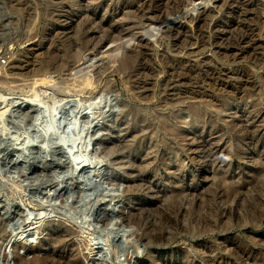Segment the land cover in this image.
<instances>
[{"label": "rangeland", "instance_id": "obj_1", "mask_svg": "<svg viewBox=\"0 0 264 264\" xmlns=\"http://www.w3.org/2000/svg\"><path fill=\"white\" fill-rule=\"evenodd\" d=\"M51 1L0 0V264H16L14 253L20 245L15 241L17 244L14 242V247H10V240H17L24 231L30 230L31 223L40 222L41 218L47 220L54 215L53 220L46 223H53L51 230L57 235L66 236L64 247L54 248V239L46 237L42 230L33 243L27 244L26 248L30 250L18 249V254L24 260L43 256L50 260L56 258L76 264H123L124 260L125 264L264 262V221H260L255 216L257 214L245 210L246 202L259 196L258 191L261 189L258 184L252 187L254 177L259 178L258 181L264 180V0ZM138 1L140 2L137 4ZM130 13L132 16H128ZM71 23L72 26L67 29L66 25ZM77 25L80 26L78 31L81 30V25H85V32H88L79 36ZM114 49L116 52H113ZM49 52L53 53L50 55ZM122 58L123 61L126 60L124 68L117 62ZM43 60L48 62L45 64ZM102 64L105 65L104 68ZM57 67H61L59 71ZM176 73L179 74L178 77ZM110 91L112 97H106L107 104L106 98H103L104 102L103 99L96 101L99 105L93 104L90 108L87 106L86 101L101 93L108 95ZM23 94L36 97L40 107V118L31 126L24 114L31 112V109L13 106L12 113L6 111L7 104L17 105V99ZM71 95L80 102L77 100L72 103L76 107L69 110L64 120L65 126L61 130L54 129L56 126L53 124L54 128L50 130L48 126L52 117L55 118L64 110H57L54 115L52 111L49 114V108L56 101ZM137 96L141 102L137 100ZM13 97L16 100H12ZM101 106H105L102 109L104 112L109 107L106 115H100L103 108ZM188 106L194 112L197 109V112H193L197 113V120L192 117L194 114ZM74 110L77 114L73 113ZM77 116L83 117L78 125ZM92 119H96L92 127L86 128L85 125ZM142 119L148 120L149 125L148 121L146 123ZM161 123H165L168 129L162 132L159 128ZM23 124H27V128ZM48 137L51 138L49 141ZM123 142L124 145L126 143L125 146ZM27 146L28 149L34 147L49 152L43 154L38 151L39 154H34L38 162L34 172L25 170L27 162L33 163V152L29 153ZM111 148L114 152H121L114 155ZM108 151L109 158L106 157ZM193 156L197 157L195 161ZM82 166H87V170L79 173L76 169ZM87 176L96 179L91 181L86 179ZM25 177L30 179L29 183ZM228 187L243 189L238 191L234 202L222 200L223 192ZM175 192L178 195L175 196ZM173 196L177 203L182 202L177 205L179 211L168 208V199L170 201ZM118 199L119 208L113 204ZM100 200L104 202L102 205L109 202L114 205L108 209L113 214L115 223L113 235L109 239L118 236V241L123 244V252L114 246L115 242L111 248L106 246L107 235L100 231L101 222L97 221L92 212L90 214L87 211L88 206ZM106 207L104 205L101 208L106 211ZM199 207L203 212L215 210L218 216L223 213L222 210L232 209V214L241 219L242 225L245 221L248 222L243 227L233 225L228 231L209 230L205 235L192 236L185 230L186 214ZM225 213L219 218L225 222L235 221L234 217L228 220L229 216ZM168 216L173 227L165 219ZM121 220L132 221L133 224L121 228ZM119 227L120 230L115 231ZM157 227L163 238H155L152 234L154 231L155 235H159ZM195 227H199L195 228L199 231L206 228L202 224ZM85 228L90 237L81 232ZM10 232L15 234L10 236ZM71 233L73 235L67 237ZM90 241L92 244L88 243ZM90 249L95 251L93 255ZM236 249H241L240 254L237 258L231 257L230 254ZM6 256L9 259H5Z\"/></svg>", "mask_w": 264, "mask_h": 264}, {"label": "bare ground", "instance_id": "obj_2", "mask_svg": "<svg viewBox=\"0 0 264 264\" xmlns=\"http://www.w3.org/2000/svg\"><path fill=\"white\" fill-rule=\"evenodd\" d=\"M41 1V0H40ZM48 1H51V0H48ZM60 1H62V2H69V0H59L58 2H60ZM78 1V0H77ZM92 1V0H91ZM106 1V0H105ZM121 1V0H120ZM137 1V0H136ZM135 1V2H136ZM44 2H45V0H44ZM52 2V1H51ZM54 2V1H53ZM56 2V1H55ZM94 2V1H93ZM95 2H96V0H95ZM140 1H138L137 2V4L139 3ZM147 2V1H146ZM29 3V2H28ZM100 3H101V1H100ZM50 4V3H49ZM52 4V3H51ZM55 4V3H54ZM59 4V3H58ZM77 4V3H76ZM131 4V3H130ZM129 4V5H130ZM41 5V4H40ZM53 5V4H52ZM57 5V4H56ZM60 5V4H59ZM74 5V4H73ZM134 5H136V4H134ZM146 5H148V4H146ZM145 5V6H146ZM20 6V5H19ZM37 6V5H36ZM46 6V5H45ZM101 6H102V3H101ZM137 6H139V5H137ZM15 7V6H14ZM60 7H61V5H60ZM76 7V6H75ZM78 7V6H77ZM114 7V6H113ZM140 7H141V3H140ZM16 8V7H15ZM49 8V7H48ZM53 8V7H52ZM54 8H56L55 6H54ZM53 8V9H54ZM79 8V7H78ZM78 8H77V10H78ZM116 8V7H115ZM129 8V7H128ZM132 8V7H131ZM138 8V7H137ZM147 8V7H146ZM179 8V7H178ZM17 9H19V8H17ZM23 9H24V7H23ZM62 9V8H61ZM46 10V9H45ZM48 10V9H47ZM54 10H56V9H54ZM57 10H58V7H57ZM72 10V9H71ZM116 10V9H115ZM135 10V9H134ZM133 10V11H134ZM178 10V9H177ZM179 10H181L180 8H179ZM183 10H184V7H183ZM189 10V9H188ZM60 11V10H59ZM133 11H131V12H133ZM143 12H144V10H142ZM175 11V13L177 12L176 10H174ZM71 12V11H70ZM117 12V11H116ZM116 12H115V14H116ZM135 12V11H134ZM133 12V13H134ZM140 12V11H139ZM138 12V13H139ZM50 13H51V11H50ZM53 13H54V11H53ZM58 13H60V12H58ZM57 13V14H58ZM122 13H123V11H122ZM126 13V12H125ZM141 13V12H140ZM139 13V14H140ZM171 13V12H170ZM170 13H169V15H170ZM180 13V12H179ZM185 13H186V11H185ZM190 14H191V12H189ZM46 14H47V11H46V13H45V16H46ZM48 14H49V12H48ZM55 14V13H54ZM62 13H60V15H61ZM178 14V13H177ZM181 14V13H180ZM49 15H51V14H49ZM112 15V14H111ZM127 15V14H126ZM175 15V14H174ZM54 16V15H53ZM65 16V15H64ZM128 16H132L131 15V13L130 14H128ZM58 17V16H57ZM60 17V16H59ZM137 17V16H136ZM142 17H143V15H142ZM170 17H171V15H170ZM173 17V16H172ZM176 17V16H175ZM185 17H187V16H185ZM53 18V17H52ZM129 18V17H128ZM135 18V17H134ZM184 18V17H183ZM54 19V18H53ZM107 19V18H106ZM130 19V18H129ZM131 19H133V18H131ZM138 19V18H137ZM55 20V19H54ZM58 20V19H57ZM176 20V19H175ZM45 21H46V19H45ZM53 21V20H52ZM61 21V20H60ZM59 21V22H60ZM88 21V20H87ZM93 21V20H92ZM110 21H111V19H110ZM139 21V20H138ZM170 21H172V20H170ZM56 22H58V21H56ZM85 22V21H84ZM63 23V22H62ZM86 23V22H85ZM90 23H91V21H90ZM99 23V22H98ZM113 23V22H112ZM114 23H115V21H114ZM58 24H61V23H58ZM81 24H82V22H81ZM87 24V23H86ZM89 24V23H88ZM51 25V24H50ZM73 25H74V23H73ZM80 25V24H79ZM79 25H77V31H78V26ZM99 25H100V27H101V24L99 23ZM107 25H108V27H109V23H107ZM54 26V25H53ZM67 26V29L68 28H70L71 26H72V23L71 24H69V25H66ZM89 26V25H88ZM110 26H111V24H110ZM80 27V26H79ZM81 30H79L80 31V33H79V36H81V35H83V34H86L87 32H85V25L83 26V25H81ZM112 27V26H111ZM101 29V28H100ZM105 29V28H104ZM103 29V30H104ZM110 29V27L108 28V30ZM108 30H107V32H108ZM78 31V32H79ZM105 31V30H104ZM110 31V30H109ZM53 32V31H52ZM76 32V31H75ZM101 32H102V30H101ZM106 32V31H105ZM105 32L103 33V34H105ZM75 34V33H74ZM109 34V33H108ZM27 35V34H26ZM112 35H115V34H112ZM49 36H51V33H50V35ZM132 36V35H131ZM136 36H138V35H136ZM242 36H244V35H242ZM73 37H74V35H73ZM76 37V36H75ZM74 37V38H75ZM77 37H78V35H77ZM89 37V36H88ZM108 37V36H107ZM121 37V36H120ZM119 37V38H120ZM128 37V36H127ZM127 37H125L126 39H127ZM135 37V36H134ZM31 38V37H30ZM33 38V37H32ZM73 38V39H74ZM117 38V37H116ZM238 38V37H237ZM243 38V37H242ZM78 39V38H77ZM115 39V38H114ZM143 39V38H142ZM240 39H241V36H240ZM27 40V39H26ZM31 40V39H30ZM87 40H89V39H87ZM90 40H92V38L90 39ZM107 40V39H106ZM128 40V39H127ZM132 40V39H131ZM239 40V39H238ZM238 40H236L237 42H238ZM28 41V40H27ZM77 41V40H76ZM75 41V43H77ZM110 41V40H109ZM108 41V42H109ZM125 41V40H124ZM133 41H134V39H133ZM139 41H141V40H139ZM244 41V40H243ZM81 42V41H80ZM84 42H85V40H84ZM113 42H114V40H113ZM119 43H120V45L122 44L120 41H118ZM135 43H136V41H134ZM73 43H74V41H73ZM82 43V42H81ZM106 43V42H105ZM104 43V44H105ZM119 43H118V45H119ZM125 43V42H124ZM139 43V42H138ZM80 44V43H79ZM99 44V43H98ZM130 45H131V43H129ZM91 45H93L92 43H91ZM124 45V44H123ZM133 45V44H132ZM88 46V45H87ZM103 46V45H102ZM69 47V46H68ZM86 47V46H85ZM90 47V46H89ZM88 47V48H89ZM67 48V47H66ZM70 48V47H69ZM81 48H82V45H81ZM94 48H95V46H94ZM134 48V47H133ZM113 49V48H112ZM120 49H121V46H120ZM68 50V49H67ZM66 50V51H67ZM88 50V49H87ZM86 50V51H87ZM90 50H92L91 48H90ZM122 50V49H121ZM127 49H125V51H126ZM134 50V49H133ZM98 51V53H100L99 51L100 50H97ZM112 51V50H111ZM135 51V50H134ZM2 52V51H1ZM4 52V51H3ZM65 52V51H64ZM88 52V51H87ZM96 52V51H95ZM113 52H116L115 51V49H114V51ZM120 52V51H119ZM50 53V52H49ZM53 52H51L50 53V55L52 54ZM84 53H85V51H84ZM97 53V54H98ZM80 54H82V53H80ZM96 54V53H95ZM96 54V55H97ZM111 54H112V52H111ZM111 54H108V55H111ZM121 54V53H120ZM122 54H123V52H122ZM130 54V53H129ZM129 54H128V56H129ZM115 55V54H114ZM131 55H133V53L131 54ZM131 55H130V57L129 58H131ZM53 56V55H52ZM121 56V55H120ZM120 56H119V58H120ZM126 56H127V53H126ZM139 56V55H138ZM78 57V56H77ZM77 57H74V58H76L77 59ZM58 59H59V57H57ZM56 58V59H57ZM81 58V60L83 61V59H82V57H80ZM112 58H115V57H112ZM118 58V57H117ZM118 58V59H119ZM124 58V57H123ZM123 58H122V60L120 59V61L118 60L117 62H118V64H119V66L122 68L123 66H125V61L126 60H124L123 61ZM129 58L127 59L128 61H129ZM139 58V57H138ZM63 59V58H62ZM76 59H74V62H75V60ZM102 59V58H101ZM107 59V58H106ZM137 59V58H136ZM60 60V59H59ZM73 60V59H72ZM96 60V59H95ZM100 60V59H99ZM108 60H109V58H108ZM51 61V60H50ZM49 61V62H50ZM55 61V60H54ZM63 61H65V60H63ZM70 61H71V58H70ZM79 61H80V59H79ZM101 61V60H100ZM102 61H103V59H102ZM101 61V62H102ZM106 61V60H105ZM113 61V60H112ZM1 62V61H0ZM43 62H44V60H43ZM48 62V61H47ZM46 62V63H47ZM52 62V61H51ZM81 62V61H80ZM80 62H79V64H80ZM84 62V61H83ZM82 62V63H83ZM45 63V62H44ZM45 63V64H46ZM58 63V62H57ZM86 63V62H85ZM104 63V62H103ZM109 63V62H108ZM107 63V64H108ZM130 63H132V62H129V64ZM44 64V65H45ZM51 64V63H50ZM56 64V63H55ZM54 64V65H55ZM60 64H61V61H60ZM76 64V63H75ZM87 64V66H88V63H86ZM106 64V65H107ZM112 64V63H111ZM115 64V63H114ZM138 64V63H137ZM14 65V64H13ZM103 65V64H102ZM102 65L100 66V67H102ZM128 65V64H127ZM170 65V64H169ZM46 66V65H45ZM59 66H61V65H59ZM89 66H90V64H89ZM104 66L105 65H103V68H104ZM134 66V65H133ZM171 66V65H170ZM16 67V66H15ZM56 67V66H55ZM91 67V66H90ZM95 66H93V68H94ZM100 67H97V68H99L100 69ZM113 67V66H112ZM139 67V66H138ZM142 67V66H141ZM6 68V67H5ZM4 67H3V69H5ZM12 68V67H11ZM18 68V67H17ZM48 68H49V66H48ZM58 68V71H59V68H61V67H57ZM92 68V67H91ZM96 68V67H95ZM96 68V69H97ZM124 68V67H123ZM131 68V67H130ZM144 68V67H143ZM15 69V68H14ZM35 69V68H34ZM38 69V68H37ZM37 69H36V71H37ZM52 69V68H51ZM53 69H54V67H53ZM115 69H116V67H115ZM126 69H127V67H126ZM126 69L124 70V71H126ZM132 69V68H131ZM138 69H140V68H138ZM137 69V70H138ZM142 69V68H141ZM1 70H2V68H1ZM0 70V71H1ZM42 70V69H41ZM44 70V69H43ZM87 70V69H86ZM102 70V69H101ZM108 69H106V71H107ZM110 70V69H109ZM119 70V69H118ZM122 70V69H121ZM136 70V71H137ZM143 71L145 70V69H142ZM13 71V70H12ZM34 71V70H33ZM81 71V70H80ZM88 71V70H87ZM93 71H94V69H93ZM120 71V70H119ZM129 71V70H128ZM151 71V70H150ZM191 71H193V70H191ZM15 72V71H14ZM13 72V73H14ZM20 72V71H19ZM82 72H83V70H82ZM84 72H86V71H84ZM83 72V73H84ZM95 72V71H94ZM111 72V71H110ZM117 72V71H116ZM123 72V71H122ZM131 72V71H130ZM142 72V71H141ZM153 72H154V69H153ZM188 72V71H187ZM186 72V73H187ZM1 73V72H0ZM4 73V72H3ZM11 73V72H10ZM87 73V72H86ZM91 73V72H90ZM119 73V72H118ZM145 73V72H144ZM181 73V72H180ZM189 73H191V72H189ZM6 74H8L7 72H6ZM96 74V73H95ZM97 74H98V71H97ZM101 74V73H100ZM124 74V73H123ZM122 74V75H123ZM141 74V73H140ZM139 74V75H140ZM182 74V73H181ZM16 75V74H15ZM85 75V74H84ZM128 75V74H127ZM126 75V76H127ZM129 75H130V73H129ZM139 75L137 76V77H139ZM144 75V74H143ZM142 75V76H143ZM177 75H179V74H177L176 73V76ZM190 75V74H189ZM0 76H1V74H0ZM9 76V75H8ZM125 76V75H124ZM141 76V75H140ZM181 76V75H180ZM182 76H183V74H182ZM197 76V75H196ZM195 76V77H196ZM3 77H4V75H3ZM3 77L1 78V79H3ZM93 77V76H92ZM129 77V76H128ZM131 77V76H130ZM134 77V76H133ZM146 77H147V75H146ZM173 77V76H172ZM178 77V76H177ZM191 77V76H190ZM199 77V76H198ZM94 78V77H93ZM97 78H98V76H97ZM136 78V77H135ZM143 78V77H142ZM145 78V77H144ZM175 78V77H174ZM184 78V77H183ZM5 79H6V75H5ZM8 79V78H7ZM88 79H90L91 80V78H88ZM98 79H101V77H99ZM125 79H126V77H125ZM131 79V78H130ZM134 79V78H133ZM146 79V78H145ZM176 79H178V78H176ZM200 79V78H199ZM4 80V79H3ZM2 80V81H3ZM8 80H10V79H8ZM38 79H35V81H37ZM90 80H88V81H90ZM94 80H96V82H97V79H94ZM144 80V79H143ZM187 80V79H186ZM193 80H195L194 78H193ZM201 80V79H200ZM11 81V80H10ZM86 81H87V78H86ZM92 81H93V79H92ZM123 81H125V80H123ZM127 81H128V78H127ZM183 81V80H182ZM189 81V80H188ZM188 81H187V83H188ZM138 82V81H137ZM174 82V81H173ZM189 82H191V80L189 81ZM201 82V81H200ZM148 83V82H147ZM194 83V82H193ZM88 84V83H87ZM86 84V85H87ZM95 84V83H94ZM182 84V83H181ZM197 84V83H196ZM135 85V84H134ZM144 85H145V83H144ZM195 85V84H194ZM88 86H90V85H88ZM108 86H109V84H108ZM111 86V85H110ZM109 86V87H110ZM137 86V85H136ZM114 87V86H113ZM133 87V86H132ZM138 87V86H137ZM136 87V88H137ZM145 87H146V85H145ZM135 88V89H136ZM140 88V87H139ZM111 88H109V90H110ZM135 89H133V92H134V90ZM143 89V88H142ZM81 90H82V88H81ZM108 90V89H107ZM114 91V90H113ZM141 91V90H140ZM142 91H145V90H142ZM132 92V91H131ZM105 93V92H104ZM107 93V92H106ZM112 92L110 91L109 93H108V95L107 94H103V93H101V95H99L98 94V96H96V97H94V98H92V99H90V100H88V101H86V100H84V102H83V105L85 104V101L88 103V105L87 106H89V108L90 107H92V105L93 104H97V105H99V103H97L98 101H102V99L103 98H106V97H112L111 94ZM134 93H136V90H135V92ZM140 93V92H139ZM229 93V92H228ZM233 93V92H232ZM111 94V95H110ZM137 94V93H136ZM142 94V93H141ZM144 95H145V92L143 93ZM234 94V93H233ZM147 95V94H146ZM136 96V95H135ZM139 96V95H138ZM137 96V97H138ZM136 97V98H137ZM141 97H143V96H141ZM140 97V98H141ZM150 97V96H149ZM77 98V97H76ZM144 98V97H143ZM146 98V97H145ZM151 98V97H150ZM172 98V97H171ZM9 99V98H8ZM12 100H16L14 97L13 98H11ZM109 99V98H108ZM147 99V98H146ZM154 99V98H153ZM152 99V100H153ZM166 99V98H165ZM233 99H234V97H233ZM10 100V99H9ZM19 102H17V105H12L11 103H8L7 104V108H8V110H6L7 112H11L12 113V108H13V106H16V107H19V108H24V109H31L32 111L31 112H27V113H24L25 115H26V121H28V124L30 125H33L34 123H36V121H38L37 119H38V117L40 116V107H39V105H38V101H36V97H34V96H24V94L23 95H20V98L19 99H17ZM78 99H76V100H74L73 99V97H72V95L71 96H69V97H66L65 99H63V100H59L58 102L56 101L49 109H50V112H49V114L51 113V111L53 112V114L55 115L56 113H55V111H59V110H64V114L66 113V111H65V106L67 105V104H69V103H75L74 101H77ZM110 100V99H109ZM138 101H140L139 100V97H138V99H137ZM144 100V99H143ZM149 100V99H148ZM148 100H147V102H148ZM164 100V99H163ZM200 100V99H199ZM82 101V100H81ZM97 101V102H96ZM106 101H107V98H106ZM77 102H80L79 100L77 101ZM103 102H104V99H103ZM141 102V101H140ZM140 102H139V104H140ZM144 102V101H143ZM146 102V103H147ZM153 102V101H152ZM165 102H167V100L165 101ZM108 103V101L106 102V104ZM110 103V102H109ZM145 103V102H144ZM143 103V104H144ZM149 103V102H148ZM164 103V102H163ZM170 103V102H169ZM106 104H104V105H106ZM166 104V103H165ZM172 104V103H171ZM109 105V104H108ZM142 105V104H141ZM149 105V104H148ZM162 105V104H161ZM166 105H168V104H166ZM166 105H165V107H166ZM1 106H3V103H1ZM75 106V105H74ZM143 106V105H142ZM164 106V105H163ZM169 106V105H168ZM39 107V108H38ZM76 107V106H75ZM101 107H103V106H101ZM100 107V108H101ZM105 107V106H104ZM104 107L103 108H101V113H100V115H103V114H105V113H107V111H109V107H108V109H107V111H102V109H104ZM146 107V106H145ZM165 107H164V109H165ZM2 108V107H1ZM47 108V107H46ZM45 108V109H46ZM47 108V109H48ZM198 108V107H197ZM5 109V108H4ZM73 109H75L74 107H73ZM162 109H163V107H162ZM167 109H169V107L167 108ZM188 109L189 110H193L192 108H189V106H188ZM77 110V109H76ZM195 110V112H197L196 110L197 109H194ZM200 110V109H199ZM48 112V111H47ZM60 112V111H59ZM76 112V114H77V111H75L74 110V112L73 113H75ZM194 111H192L191 113H193ZM194 112V113H195ZM199 112V111H198ZM202 112V111H201ZM200 112V113H201ZM6 113V112H5ZM4 113V114H5ZM31 113V114H30ZM129 113V112H128ZM193 113V114H194ZM4 114H3V116H4ZM48 114V113H47ZM197 114V113H196ZM196 114H194V116H192V117H194L195 118V116H196ZM106 115V114H105ZM136 115V114H135ZM137 115H138V113H137ZM192 115V114H191ZM2 116V117H3ZM48 116V115H47ZM98 117H99V115H97ZM198 116V115H197ZM196 116V117H197ZM50 118H51V116H49ZM78 117V116H77ZM94 117V116H93ZM136 117V116H135ZM201 117V116H200ZM40 118V117H39ZM81 118H83V117H78V120H77V125H78V122H80L81 121ZM97 118V117H96ZM29 119V120H28ZM98 119V118H97ZM135 119H137V118H135ZM140 119V118H139ZM163 119V118H162ZM40 120V119H39ZM48 120H49V118H48ZM47 120V121H48ZM51 120V119H50ZM66 120V119H65ZM94 120H96V119H92V121L91 122H89L87 125H85V123H84V125H85V127L86 128H91L92 127V125H93V123H94ZM142 120H144L146 123H147V121L148 120H146V119H142ZM195 120H197L196 118H195ZM7 121H9V120H7ZM6 121V122H7ZM89 121H90V119H89ZM158 121L160 122V120L158 119ZM164 121H166V120H163V122ZM169 120H168V118H167V121L166 122H168ZM48 122H50V121H48ZM83 122V121H82ZM87 122V121H86ZM98 122V121H97ZM141 123H143L144 124V122L143 121H140ZM151 122V121H150ZM158 122V123H159ZM165 122V123H166ZM40 123V122H39ZM145 123V124H146ZM165 123H161V126L159 127L160 128V130H162V132L164 131V130H167L168 128H166L167 126H166V124ZM38 124V123H37ZM54 126H56V121H55V119L52 117V122H51V124L48 126V128H50V130H53V125ZM137 124V123H136ZM27 125V124H23V127H25V126ZM30 125V126H31ZM45 125V124H44ZM83 125V124H82ZM148 125H149V121H148ZM152 125H153V123H152ZM169 125V124H168ZM28 126V125H27ZM27 126H26V128H27ZM35 126H36V124H35ZM40 126V125H39ZM8 127V126H7ZM23 127H21V129L23 128ZM46 127H47V125H46ZM79 127V126H78ZM84 127V126H83ZM84 127V128H85ZM143 127H144V125H143ZM170 127V126H169ZM20 128V127H19ZM29 128V127H28ZM39 128V127H38ZM142 128V127H141ZM141 128H139V129H141ZM156 128H158V127H156ZM35 129V128H34ZM133 129H135V128H133ZM24 130V129H23ZM147 130V129H146ZM151 130V129H150ZM153 130V129H152ZM170 130V129H169ZM176 130V129H175ZM174 130V131H175ZM127 131V130H126ZM131 131H132V129H131ZM144 131H145V129H144ZM148 131V130H147ZM129 132V131H128ZM135 132V131H134ZM150 132H152V131H150ZM157 132V131H156ZM159 132V131H158ZM173 132V131H172ZM168 133V132H167ZM33 134V133H32ZM36 134H37V132H36ZM138 134V133H137ZM137 134L135 135V134H132V135H134V136H137ZM142 134V133H141ZM156 134H160V133H156ZM162 134V133H161ZM38 135V134H37ZM130 135V134H129ZM139 135H140V133H139ZM171 135H173L174 136V134H171ZM239 135V134H238ZM141 136V135H140ZM145 136V135H144ZM143 136V137H144ZM132 138H133V136H131ZM139 137V136H138ZM142 137V138H143ZM146 137V136H145ZM152 137V136H151ZM170 137V136H169ZM33 138V137H32ZM132 138H131V140H132ZM139 138H141V137H139ZM155 138V137H154ZM199 138V137H198ZM36 139V138H35ZM34 139V140H35ZM45 139V138H44ZM48 139V141H49V139H51L50 137H48L47 138ZM110 139V138H109ZM134 139V138H133ZM200 139V138H199ZM198 139V140H199ZM46 140V139H45ZM121 140V139H120ZM130 140V141H131ZM144 140H146V138L144 139ZM150 140V139H149ZM151 140H153V137L151 138ZM44 141V140H43ZM47 141V140H46ZM122 141V140H121ZM120 141V142H121ZM123 141H125V140H123ZM129 141V140H128ZM195 141V140H194ZM200 141V140H199ZM56 142V141H55ZM127 142V141H126ZM137 142V141H136ZM198 142V141H197ZM196 142V143H197ZM44 143H46V142H44ZM128 143V142H127ZM140 143H141V139H140ZM149 143V142H148ZM198 143H200V142H198ZM53 144V143H52ZM58 144V143H57ZM107 144V143H106ZM113 144H116V143H113ZM137 143H135V145H136ZM139 144V143H138ZM46 145V144H45ZM51 145V144H50ZM112 145V144H111ZM123 145H124V142H123ZM125 145H126V143H125ZM124 145V146H125ZM129 145V144H128ZM144 145V144H143ZM55 146H57V145H55ZM115 146V145H114ZM133 146V145H132ZM30 147H32V146H30ZM39 147V146H38ZM82 147H83V149H84V145H82ZM104 147V146H103ZM112 147V146H111ZM118 147V146H117ZM116 147V148H117ZM120 147H121V145H120ZM129 147V146H128ZM127 147V148H128ZM135 147V146H134ZM153 147H154V145H153ZM196 147V146H195ZM202 147V146H201ZM33 148V147H32ZM48 148V147H47ZM51 148V147H50ZM106 148H110V146L109 147H107L106 146ZM105 148V150H107ZM112 148H114V147H112ZM112 148H111V150H112ZM119 148V147H118ZM125 148V147H124ZM127 148H126V150H127ZM133 148V147H132ZM137 148H138V146H137ZM145 148V147H144ZM35 150L33 151V153H32V162L33 163H28L27 162V164H28V166H27V168H25V170L26 169H28L29 171H35L36 169H37V167L35 166V165H37L38 164V162H37V159H36V157H35V155L36 154H39V150H40V148L39 149H37V148H34ZM130 150H131V148H129ZM128 149V150H129ZM139 149V148H138ZM153 149V148H152ZM200 149V148H199ZM26 150H28V146H27V148H26ZM102 150H103V148H102ZM114 150H117V149H114ZM121 150V149H120ZM124 149H122V151H123ZM129 150V151H130ZM202 150V149H201ZM39 151V152H38ZM50 151H52V150H50ZM55 151V150H54ZM113 151V150H112ZM135 151H136V148H135ZM139 151V150H138ZM199 151V150H198ZM15 152V151H14ZM114 152V151H113ZM117 153H120L119 152V150H117L116 151ZM116 152H114V155H115V153ZM131 152V151H130ZM137 152V151H136ZM139 152H141V151H139ZM102 153V152H101ZM105 153V152H104ZM106 153H108V155L106 156L105 154V156L106 157H108L109 156V153H110V151H108V152H106ZM124 153V152H123ZM129 153V152H128ZM134 153V152H133ZM132 153V154H133ZM138 153V152H137ZM198 153V152H197ZM196 153V154H197ZM35 154V155H34ZM103 154V153H102ZM130 154V153H129ZM118 155V154H117ZM135 155V154H134ZM133 155V156H134ZM58 156V155H57ZM104 156V157H105ZM122 156V155H121ZM139 156V155H138ZM111 157H113V155L111 154ZM193 157H195V156H193ZM55 157H53V159H54ZM109 158V157H108ZM107 158V159H108ZM137 158V157H136ZM35 159V160H34ZM197 159V157H195V158H193V161H195ZM39 160V159H38ZM49 160V159H48ZM118 160V159H117ZM29 161V160H28ZM51 161H53V160H51ZM57 161H58V159H57ZM50 162V161H49ZM55 162H56V160H55ZM26 163V162H25ZM37 163V164H36ZM58 163V162H57ZM59 164V163H58ZM50 165H51V163H50ZM136 166H138V165H136ZM142 166V165H141ZM26 167V166H25ZM35 167V168H34ZM84 167V166H83ZM135 167V166H134ZM139 167V166H138ZM40 168V167H39ZM57 168V167H56ZM80 168V167H79ZM131 168H133V167H131ZM143 168H144V166H143ZM15 169V168H14ZM51 169V168H50ZM84 169H86V167L84 168ZM142 169V168H141ZM141 169H140V171H141ZM39 170V169H38ZM54 170V169H53ZM143 170V169H142ZM29 171H28V173H29ZM40 171V170H39ZM51 171V170H50ZM144 171V170H143ZM24 172V171H23ZM27 172V171H26ZM145 172V171H144ZM46 173V172H45ZM45 173H44V175H45ZM23 174H25V173H23ZM22 174V175H23ZM38 174H40V173H38ZM52 174V173H51ZM100 173L98 172L97 173V175H99ZM24 176V175H23ZM22 176V177H23ZM27 176V175H26ZM31 176H33V175H31ZM30 176V177H31ZM22 177H20V178H22ZM28 177H29V175H28ZM25 178H27V177H25ZM18 179V178H17ZM17 179H16V182H17ZM28 179V178H27ZM18 180H21V181H23L22 179H18ZM25 180V179H24ZM226 180V179H225ZM224 179L222 180L223 182H226ZM259 180V178H257V177H254V179H253V184H252V187H254V184L256 185V184H258V186H260L261 187V189L258 191V193H259V196H256L254 199H250L248 202H246V209L245 210H247V211H249V212H253V214L255 213V214H257V215H255V216H258V218H259V220L260 221H264V201H262V198H264V180H262V181H258ZM29 181H30V179H28V183H29ZM26 182V181H25ZM141 182V181H140ZM222 182V183H223ZM18 183V182H17ZM19 183H21V182H19ZM16 184V183H15ZM27 184V183H26ZM54 184V183H53ZM134 184V183H133ZM18 185V184H17ZM22 185V184H21ZM23 185H24V187H27L24 183H23ZM22 185V186H23ZM132 186V185H131ZM138 186V185H137ZM219 186V185H218ZM13 187H15V185L13 186ZM19 187V186H18ZM135 187V186H134ZM139 187V186H138ZM16 188V187H15ZM21 188V187H20ZM151 188V187H150ZM131 189V188H130ZM141 189H142V186H141ZM15 190V189H14ZM51 190V189H50ZM148 190H151V189H149L148 188ZM152 190H153V188H152ZM184 191V190H183ZM182 191V192H183ZM224 191V190H223ZM238 191H243V189L242 188H240V189H238V188H232V187H228V190L227 191H224L223 192V199L222 200H224V202H234V200H236V196H237V194H238ZM127 192H129V190L127 191ZM178 192V191H177ZM51 193V192H50ZM171 193V192H170ZM170 193H169V195H170ZM176 193V192H175ZM179 193V192H178ZM215 193V192H214ZM243 193V192H242ZM158 194V193H157ZM173 194V193H172ZM180 194V193H179ZM49 195H51V194H49ZM49 195H47V196H49ZM174 195V194H173ZM176 195H178L177 193L175 194V196ZM217 195V194H216ZM221 195H222V193H221ZM220 195V196H221ZM53 196H55V195H53ZM83 196V195H82ZM172 196V195H171ZM175 196H173L172 198H171V200L169 201V199H168V202L170 203V205H168V208L169 209H171L172 208V210H173V208L175 209H178V211L180 210V208H178L179 206H177L179 203H177L176 202V198H175ZM208 196V195H207ZM50 197H52V196H50ZM167 197H169V196H167ZM214 197V196H213ZM80 198H82V197H80ZM180 198V197H179ZM183 198V197H182ZM207 198V197H206ZM215 199H216V197H214ZM220 198V197H219ZM218 198V199H219ZM246 198V197H245ZM78 199H79V197H77V200L76 201H78ZM166 199V200H167ZM241 199H242V197H241ZM80 200H82V199H80ZM103 200H105L104 198H103ZM103 200L101 201H99V202H97V203H93V205L92 206H88L89 208H87V211L90 213V212H92V215H94L95 216V218L96 219H98L97 221L98 222H101V224H102V227L100 228V231L102 230V232H104V233H106L105 234V236L107 235V240H106V242H105V244H106V246H108L109 248H111V246H112V244H113V242H115V244H114V246H117V248L119 249V250H121V252H123L124 250H123V244L122 243H120L119 241H118V239H117V237L118 236H116V238L115 239H112V240H110L109 238H111V235H113V231H114V227H115V223L113 222L114 220V218H113V214H111V211H108V209H110V208H113V206L116 204L117 206H118V208L120 207V204L118 203L120 200L118 199L117 201H115V202H113V204L112 203H110L109 201V205L108 204H103L102 205V203H104L103 202ZM165 200V201H166ZM207 200V199H206ZM205 200V201H206ZM240 200V199H239ZM245 200V199H244ZM105 201H107V200H105ZM177 201H179V199H177ZM80 202V201H79ZM82 202V201H81ZM80 202V203H81ZM208 202V201H207ZM209 202H210V200H209ZM241 202V201H240ZM79 203V204H80ZM169 203H167V204H169ZM182 203V202H181ZM180 203V204H181ZM211 203V202H210ZM239 203V202H238ZM237 203V204H238ZM243 203V202H242ZM198 204V203H197ZM202 204V203H201ZM244 204V203H243ZM104 205H107V207H106V211L105 210H102V208L101 207H103ZM203 205V204H202ZM237 206H239V205H237ZM244 206V205H243ZM212 207H214V206H212ZM202 208H204V206L202 207ZM206 208V207H205ZM195 209V208H194ZM193 209V211H190V212H188L186 215V218H187V221H185L186 223H187V226H186V228H185V230H186V233L187 234H190V235H192V236H202L205 232H207V231H209L210 230V232H211V230H220V231H228L233 225H235V226H241V227H243L244 225H246L247 224V222L248 221H245V223H244V221H243V225H242V221H241V219L240 218H238V217H235V215H233L232 214V209H228L227 211H225V209L224 210H222V212L223 213H227V215L229 216V218H228V220L229 219H231L232 217H234L233 219H235V221L234 222H232V220H229L228 222H225L224 220H222V219H220L219 218V216L221 217V215L223 214H219V216H218V214H217V212L215 211V210H211V211H209V210H207V212L206 211H204V212H206L205 214H202V213H204L203 212V209H201L200 207L199 208H197V210H194ZM209 209V208H208ZM214 209V208H213ZM243 209V208H242ZM113 210V209H112ZM205 210V209H204ZM218 210V209H217ZM166 211H168V209L166 210ZM166 211H164V212H166ZM170 211V210H169ZM176 211V210H175ZM184 211V210H183ZM220 211V210H219ZM172 211H170V213H171ZM177 212V211H176ZM175 212V213H176ZM181 212V211H180ZM185 212V211H184ZM52 213V212H51ZM83 213H86V212H83ZM169 213V214H170ZM225 213V214H226ZM91 214V213H90ZM174 214V213H173ZM178 214V213H177ZM88 215V214H87ZM171 215V214H170ZM175 215V214H174ZM180 215V214H179ZM183 215V214H182ZM55 216V215H54ZM54 216H51V217H49V218H47V220L45 219V218H41L40 219V222H38L37 221V223H31L30 225H29V227L31 228L30 230H28L27 232H25L24 231V233L16 240H10L9 241V243L11 244L10 245V247H14L13 245V243L16 241L17 243L19 242V244L18 245H20V247H17V253L15 252L14 254H16V264H76V263H73V262H67V261H62V259H56V258H51V260L49 259V258H45V257H35L34 256V258L32 259V260H24V257L22 256H20L19 254H18V249L20 248V250H21V248L24 250V249H28V248H26V246H27V244H28V242L29 241H31V243H33V240L36 238V236H37V234H38V232H42V230H43V233L42 234H45V236L46 237H50V238H53L54 239V241H53V245H54V248H62V247H64V245H65V239H66V236L65 237H62L61 235H57L55 232H53L52 230H51V227L53 226V223H46V222H48V221H50V220H53L52 218L54 217ZM93 216V217H94ZM164 216V215H163ZM248 216V215H247ZM69 217V216H68ZM89 217V216H88ZM87 217V218H88ZM90 217H92V216H90ZM115 217V216H114ZM132 217V216H131ZM172 217V216H171ZM174 217V216H173ZM184 217V216H183ZM182 217V218H183ZM127 218H129V217H127ZM177 218H179V217H177ZM243 218H245L244 217V215H243ZM69 219H71V217L69 218ZM89 219V218H88ZM121 219H122V217H121ZM126 219V218H125ZM124 219V220H125ZM133 219H135V218H133ZM132 219V221H134ZM137 219H139V218H137ZM165 219H166V221L167 222H169V224H170V222H171V218H170V216H168V217H165ZM174 219H176V218H174ZM72 220H73V218H72ZM131 220V219H130ZM177 220V219H176ZM184 220V219H183ZM186 220V219H185ZM242 220H245V219H242ZM122 221V220H121ZM132 221L131 222H129L128 220H126V221H122L123 222V224H121V228H123V226L124 227H127V226H129V225H132L133 223H132ZM136 221V220H135ZM141 221V220H140ZM172 221H175V220H172ZM250 221V220H249ZM68 222H70V220L68 221ZM137 222V221H136ZM177 222V221H176ZM184 222V223H185ZM26 223V222H25ZM24 223V224H25ZM162 223V222H161ZM163 223H164V220H163ZM173 223V222H172ZM175 223V222H174ZM135 224V223H134ZM196 224V225H195ZM200 225V224H202V225H205V227L206 228H203L202 230H196L197 228L199 229V227H195V226H198V225ZM249 224V223H248ZM22 225V224H21ZM135 225H137V224H135ZM138 225H140V224H138ZM163 225V224H162ZM166 225V224H165ZM165 225H164V227H165ZM170 225H172V224H170ZM178 225V224H177ZM33 226H37V227H33ZM175 227H176V225H174ZM184 226V227H185ZM19 227H20V225H19ZM26 228L28 227V226H25ZM24 227V228H25ZM28 227V228H29ZM42 227H44V228H42ZM54 227V226H53ZM120 227L119 228H117V229H115V231L116 230H120ZM152 227V226H151ZM151 227H149V228H151ZM156 227V226H155ZM164 227L162 228V230H164ZM171 227H173V225L171 226ZM180 227V226H179ZM182 227V226H181ZM183 227V228H184ZM201 227V226H200ZM204 227V226H203ZM23 228V227H22ZM87 228V227H86ZM86 228L85 229H81L82 231L81 232H83V234L85 233L86 235H87V232H86ZM95 228V227H94ZM157 228H159V227H157ZM157 228H155V229H157ZM196 228V229H195ZM56 229V228H55ZM152 229V228H151ZM176 229V228H175ZM57 230V229H56ZM63 230V229H62ZM66 230H67V228H66ZM91 230V229H90ZM89 230V231H90ZM99 230V229H98ZM183 230V229H182ZM14 231V230H13ZM22 231V230H21ZM70 231V230H69ZM92 231H93V229H92ZM99 231V232H100ZM159 231H160V228H159ZM165 231V230H164ZM6 232V231H5ZM8 232H9V230H8ZM7 232V233H8ZM80 232V233H81ZM96 232V231H95ZM118 232V231H117ZM122 232V231H121ZM158 232V231H157ZM174 232H176V231H174ZM179 232V231H178ZM216 232H218V231H216ZM11 234H10V236L12 235V234H15V232L13 233V232H10ZM162 232L160 231V233H159V235L158 234H154V231H153V235L155 236V238L157 237V238H163V236H162V234H161ZM213 233H215V232H213ZM9 234V233H8ZM82 234V233H81ZM103 234V233H102ZM101 234V235H102ZM149 234V233H148ZM147 234V235H148ZM176 234V233H175ZM63 235V234H62ZM73 235V233H71L70 235H67V237H71ZM115 235V234H114ZM152 235V236H153ZM178 235V234H177ZM205 235V234H204ZM13 236V235H12ZM75 236V235H74ZM81 236H83V235H81ZM87 236H89V235H87ZM15 237V236H14ZM90 237V236H89ZM96 237V236H95ZM97 237H99V236H97ZM115 237V236H114ZM166 237V236H165ZM168 237V236H167ZM4 238V237H3ZM10 238V237H9ZM12 238V237H11ZM81 238V237H80ZM92 238V237H91ZM90 238V239H91ZM13 239V238H12ZM52 239V240H53ZM86 239V238H85ZM89 239V238H88ZM87 239V240H88ZM89 239V240H90ZM100 239V238H99ZM104 239H106V238H104ZM147 239V238H146ZM83 240V239H82ZM86 240V241H87ZM101 240V239H100ZM163 240V239H162ZM84 241V240H83ZM121 241V240H120ZM156 241H157V239H156ZM165 241H166V239H165ZM8 242V241H7ZM6 242V243H7ZM15 242V244H17ZM92 242H94V241H92ZM88 243H91V241L90 242H88ZM92 244V243H91ZM95 244V243H94ZM52 245V246H53ZM96 245V244H95ZM99 245V244H98ZM92 246V245H91ZM105 246V247H106ZM6 247V246H5ZM8 247V246H7ZM94 247V245L92 246V248ZM98 247H100V245L98 246ZM104 247V248H105ZM88 248H89V246H88ZM7 249H9V248H7ZM93 249H95V248H93ZM93 249H90V253H92V255H93V252H95ZM28 250H30V249H28ZM34 251V250H33ZM100 251V250H99ZM102 251V250H101ZM106 251V250H105ZM103 252H104V250H103ZM240 252H241V249H236V250H234L231 254H230V256L232 257H235V258H237V255L238 254H240ZM35 253V252H34ZM101 253V252H100ZM106 253V252H105ZM32 254V253H31ZM107 254V253H106ZM105 254V255H106ZM33 255H35V254H33ZM91 255V254H90ZM108 255V254H107ZM45 256V255H44ZM99 256V255H98ZM109 256V255H108ZM108 256H106V257H108ZM122 256H124V255H122ZM26 257V256H25ZM46 257H48V256H46ZM50 257V256H49ZM59 258V257H58ZM94 258V257H93ZM95 258H96V256H95ZM101 258V257H100ZM99 258V259H100ZM105 258V257H104ZM103 258V259H104ZM118 258H119V256H118ZM5 259H9V256H6L5 257ZM98 259V258H97ZM123 259V258H122ZM100 260H102V259H100ZM106 259H104V261H105ZM7 261V260H6ZM120 261H121V258H120ZM119 261V262H120ZM1 262V261H0ZM98 263V262H97ZM122 263H123V260H122ZM258 263L259 264H264V262L263 261H260V260H258ZM118 264H121V263H118ZM123 264H125V260H124V263Z\"/></svg>", "mask_w": 264, "mask_h": 264}, {"label": "water", "instance_id": "obj_3", "mask_svg": "<svg viewBox=\"0 0 264 264\" xmlns=\"http://www.w3.org/2000/svg\"><path fill=\"white\" fill-rule=\"evenodd\" d=\"M74 105L72 104V103H69V104H67L66 106H65V111L67 112V114H64V113H60V114H57L56 116H55V121H56V127L54 128V129H56L57 131L58 130H61L64 126H65V123H64V120H65V118H66V116L68 115V113H69V110L73 107ZM85 116H88V114H86ZM45 136L47 135V134H44ZM54 137V136H53ZM48 140V139H47ZM35 149H34V147L33 148H29L28 149V152L30 153H32L33 151H34ZM39 151H41V152H43V154H49V152L47 151V150H39ZM51 154V153H50ZM65 156L66 157H68V155H67V153H65ZM85 167H80V168H77L76 170L79 172V173H81V172H83V171H86L87 170V166H86V169H84ZM84 169V170H83ZM86 179H89V180H91V181H94L95 179H96V177H93V178H91L90 176H87L86 177ZM28 244H31V241H29L28 242Z\"/></svg>", "mask_w": 264, "mask_h": 264}]
</instances>
